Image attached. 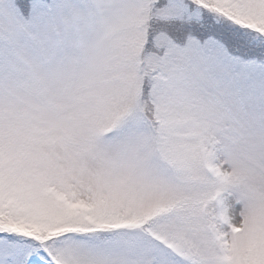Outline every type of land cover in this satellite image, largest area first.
Instances as JSON below:
<instances>
[{
    "label": "snow or ice",
    "instance_id": "snow-or-ice-1",
    "mask_svg": "<svg viewBox=\"0 0 264 264\" xmlns=\"http://www.w3.org/2000/svg\"><path fill=\"white\" fill-rule=\"evenodd\" d=\"M0 264H264V0H0Z\"/></svg>",
    "mask_w": 264,
    "mask_h": 264
}]
</instances>
